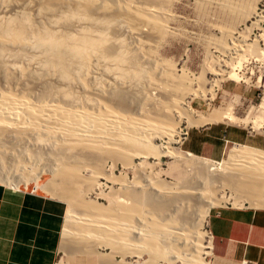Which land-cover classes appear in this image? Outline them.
Listing matches in <instances>:
<instances>
[{
	"label": "bare ground",
	"instance_id": "6f19581e",
	"mask_svg": "<svg viewBox=\"0 0 264 264\" xmlns=\"http://www.w3.org/2000/svg\"><path fill=\"white\" fill-rule=\"evenodd\" d=\"M170 1L0 0V182L65 201L61 251L72 237L109 246L102 256L112 264H141L142 253L151 264H209L210 242L196 227L203 213L231 199L264 209L259 148L237 144L225 163L168 150L197 181L190 196L157 177L151 158L165 154L156 140L169 146L184 136L181 123H250L229 104L208 115L188 105L208 93L202 78L175 70L154 48ZM251 1L257 32L251 40L230 34L222 65L232 71H214L212 86L225 73L250 81L233 72L250 62L248 51L264 62V0ZM45 174L51 180L40 182Z\"/></svg>",
	"mask_w": 264,
	"mask_h": 264
},
{
	"label": "rangeland",
	"instance_id": "374dc122",
	"mask_svg": "<svg viewBox=\"0 0 264 264\" xmlns=\"http://www.w3.org/2000/svg\"><path fill=\"white\" fill-rule=\"evenodd\" d=\"M252 3L253 1L248 3L245 0H171L168 7V15L170 16H168L169 18L164 23L161 36H159L155 42L156 44H154L158 56L173 65L175 70L180 71L184 69L190 75L202 78L201 85L205 86L208 93H206L204 98L187 99L186 101H189V106H192L194 110L201 114L208 115L213 109L225 110L229 104L230 109L237 117L241 119L246 117V119L248 118L247 121H250L246 125L243 123H230L227 120H218L216 123H210L197 128H187L185 123H181L179 128L185 132L184 136L175 137V141L169 146L160 140H156L155 144L160 149L159 151L165 154L160 158V161L151 158V163H158L155 165V171L159 174L157 177L167 183H172V187L175 190H188L184 193V196L192 194L191 188L196 187L197 181L192 172L185 170L182 172L173 166L174 158L168 150L173 153L190 151L197 156L207 158L209 157L206 156V153H210L214 158L209 159L224 163L227 161L228 152L237 144L264 150V62L256 59H260L259 57L253 58L257 54H253V51H248V54L246 52L245 56L247 59H250V62L247 61L243 64V70L240 69L233 72L236 74L238 72V75L244 74L250 81L235 82L229 80L230 75L225 73L222 76L223 81L218 82L219 84L211 85L215 78L219 79V76H214V73H216L214 71L219 72L224 68L225 70L232 71V66L228 64L227 67H223L224 61L227 58L224 49L226 43L229 42L230 34H234V36L242 35L247 40H251L256 34L257 30L251 25L253 22L251 18L252 5L254 6ZM250 54L253 55L250 56ZM258 82V86L262 85V87H257ZM212 87L213 90L211 89ZM42 161H40V164H42ZM118 171L114 170V174L116 175ZM220 171L219 173L222 174L223 170L222 172ZM30 176L33 175L30 174ZM50 180L51 176L45 174L42 176L40 182L47 183ZM3 183L0 182V184L9 187L6 183ZM27 190H30V188L28 187ZM37 192L43 193V195L48 197L52 196L48 195V193ZM253 192L252 194H254ZM225 193V196L228 198L229 194L226 191ZM52 197L58 198L57 196ZM87 198L88 200L97 201L94 194L87 195ZM58 200L61 199L58 198ZM232 200H223L219 205L214 207H258V205H255V207L252 205V207L246 201H243L240 205L232 204ZM61 201L65 203L64 200ZM98 202L106 204L104 199H98ZM65 205L67 204L65 203ZM69 211V207L66 206V213ZM205 213H203V218L199 223L200 227L198 224L196 227L203 234L206 232L204 239L210 242L211 247L210 235L206 230V219L209 212L207 211L206 216ZM202 221L204 225H201ZM61 244L62 238L60 247ZM119 246L118 244L113 245L115 248H119ZM107 247L109 246L104 244L98 246L91 239L82 240L71 237L66 242L65 251L60 250V253L58 252L56 263L69 264L78 261L85 264H112L111 261H106L105 257L102 256L110 252V249ZM67 251L68 253L64 254ZM148 257L147 253H142L139 263L151 264L152 259L150 261ZM202 258H204L205 263L209 262L211 264L212 252L209 256L202 255ZM108 259L110 258L108 257ZM155 262L156 264H165L162 259ZM178 264L181 263L179 262Z\"/></svg>",
	"mask_w": 264,
	"mask_h": 264
},
{
	"label": "crops",
	"instance_id": "0c3cea01",
	"mask_svg": "<svg viewBox=\"0 0 264 264\" xmlns=\"http://www.w3.org/2000/svg\"><path fill=\"white\" fill-rule=\"evenodd\" d=\"M65 214L61 200L0 184V264H55ZM206 230L211 264H264V209L210 208Z\"/></svg>",
	"mask_w": 264,
	"mask_h": 264
},
{
	"label": "built area",
	"instance_id": "2783aa9c",
	"mask_svg": "<svg viewBox=\"0 0 264 264\" xmlns=\"http://www.w3.org/2000/svg\"><path fill=\"white\" fill-rule=\"evenodd\" d=\"M32 192V191H31Z\"/></svg>",
	"mask_w": 264,
	"mask_h": 264
}]
</instances>
